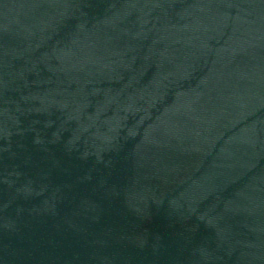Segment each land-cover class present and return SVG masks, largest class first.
I'll use <instances>...</instances> for the list:
<instances>
[{
    "label": "water",
    "instance_id": "water-1",
    "mask_svg": "<svg viewBox=\"0 0 264 264\" xmlns=\"http://www.w3.org/2000/svg\"><path fill=\"white\" fill-rule=\"evenodd\" d=\"M0 264H264V0H0Z\"/></svg>",
    "mask_w": 264,
    "mask_h": 264
}]
</instances>
